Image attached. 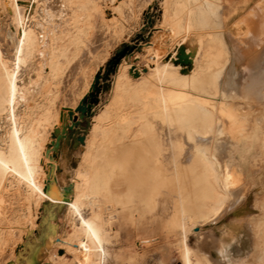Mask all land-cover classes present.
I'll use <instances>...</instances> for the list:
<instances>
[{
	"label": "bare ground",
	"instance_id": "obj_1",
	"mask_svg": "<svg viewBox=\"0 0 264 264\" xmlns=\"http://www.w3.org/2000/svg\"><path fill=\"white\" fill-rule=\"evenodd\" d=\"M222 1L165 0L153 49L159 53L165 44L174 49L168 52L169 56L150 65L147 72L133 66L130 71V61L121 63L115 77L114 113L107 116L106 112L104 116L111 117L112 126L123 125L133 142L146 139L149 143L145 167L148 178L139 185L141 194L147 193L146 199L139 211L130 213L129 223L147 227L156 220L177 234V252L182 264H248L230 251L224 240L213 237L211 231L207 238L200 232L243 196L235 151L242 139L257 128L264 129V120L253 119V109L249 106L234 109L225 102L230 94L237 95L238 85L234 80L237 64L252 44L242 54L227 45ZM0 6L14 14L11 32L17 50L15 53L14 48L10 62L0 50V118L4 115L7 123L0 137V221L3 223L0 246L7 243L12 229L22 224L32 227L34 216L29 210L49 201L65 205L71 216L70 231L59 239L61 248L71 259L60 256L49 264H106V244L117 236V231L107 229L101 210L95 207L90 216L84 217L82 208L85 202L96 206L101 194L106 192L112 169L105 168L107 163L96 164V159L105 155L104 141L109 131L102 128L101 140L95 137L88 140L83 163L72 175L73 194L69 199H60L58 189L47 187L45 176L49 168L45 159L56 161L43 155L42 135L46 134L54 113L50 105L33 103L31 94L43 87L42 69L46 67L49 73L59 70V58L81 42L80 34L87 27L84 20L97 11L96 2L45 0L43 11L51 28L41 34L40 40L36 31L26 26L30 2L0 0ZM181 46L188 65L185 72L174 62ZM34 51H39L42 62L31 92L29 86L17 84V69ZM125 105L131 109L127 111ZM67 125L65 122L64 126ZM57 139L56 136L55 142H51L53 147L57 146ZM161 196H169L173 201H161ZM15 201L18 202L15 207L26 212L12 219ZM242 212L243 209L239 210L232 220L240 222ZM194 228L198 230L192 231ZM191 232L195 233L194 246L189 244ZM19 257L10 260V264L17 263ZM250 263L264 264V254Z\"/></svg>",
	"mask_w": 264,
	"mask_h": 264
},
{
	"label": "rangeland",
	"instance_id": "obj_2",
	"mask_svg": "<svg viewBox=\"0 0 264 264\" xmlns=\"http://www.w3.org/2000/svg\"><path fill=\"white\" fill-rule=\"evenodd\" d=\"M94 1L98 9L91 14L92 18L84 20L87 31L84 30L80 34L81 42L66 56L59 58V70L49 73L46 67L42 69L45 75L42 90L33 92L31 89L41 67L42 57L39 51L29 55L17 69V84L29 86V90L33 92L31 94L34 95L32 102L50 105L54 113L49 119L46 134L42 135L45 145L43 155L56 161L53 163L45 159L49 165L45 173L47 187L51 185L58 189L60 199L70 198L73 194L72 175L74 169L83 163L82 155L87 149V142L92 137L101 140L100 131L105 128L109 131L108 138L104 141L105 155L97 158L96 164H111V167L107 164L105 166L107 170L112 169L108 176L109 182L106 192H101L103 195L97 200V205L92 206L85 202L82 214L88 217L96 207L98 211L101 210L107 229L117 231V236L106 244V264H182L177 252V234L170 232L156 220L147 227L137 222L134 225L129 223L130 213L139 211L146 199L147 193L141 194L139 185L141 181L145 184L148 178L145 169L148 141L142 139L133 142L128 131L125 132L122 128L123 125L112 126L114 124L110 122L111 117L104 118L106 112L107 116L114 113L112 106L115 77L121 63L130 61L129 70L133 66L147 72L150 65L169 56L168 52L174 49L171 46L166 47V44L159 48V53L153 49L154 39L160 30L165 0ZM19 2H30L32 7L28 12L26 26L36 31L40 40L43 33L51 28L43 11L45 0ZM222 3L223 34L227 45L232 49L237 44L242 47L246 44L250 47L252 44L253 49L256 45L255 38L249 40L245 37L250 31L252 19L261 17L264 27V0H223ZM13 22V12L0 6V50L8 62L17 53L15 38L11 32ZM126 46L133 47L132 51L126 52L120 58L115 71L101 81L98 101L92 104L90 114L79 118L72 129L63 127L65 122L69 124L66 111L74 109L88 91L98 69L102 68L104 74L108 61ZM243 49L236 51L241 53ZM235 82L238 85L237 95L230 94L225 102L234 109L242 105L249 106L253 109V119L264 120V36L256 49L238 63ZM159 87L156 86L158 90L161 88ZM215 97L214 99H217ZM19 108L22 109L23 104H20ZM125 108L127 111L131 109L128 105H125ZM6 127L3 115L0 118V137ZM56 136L58 143L53 147L51 142H55ZM235 157V166L241 175L239 187L244 188L243 196L233 206H227L218 219L203 226L200 232L207 238L211 231L213 237L224 240L236 256L243 257L244 261L251 264L258 255L264 254V129L257 128L248 138L242 139L238 150L235 151ZM60 185H63L64 190ZM167 197L169 196H161L160 200L173 201ZM14 204L15 207L18 202L15 201ZM15 209L12 219L22 217L26 212L18 210L17 207ZM241 209V220L236 223L232 218ZM30 211L35 217H32L35 224L32 227L22 224L11 230L7 243L0 246V264H10L9 261L19 255V261L15 264H49L52 259H58L60 256L61 259H71V255L59 244L60 237L66 236L70 231L71 216L66 206L44 201L39 206H33ZM2 225L0 221V226ZM197 230L198 228H194L192 231ZM194 232L188 235L191 246L195 245Z\"/></svg>",
	"mask_w": 264,
	"mask_h": 264
},
{
	"label": "water",
	"instance_id": "obj_3",
	"mask_svg": "<svg viewBox=\"0 0 264 264\" xmlns=\"http://www.w3.org/2000/svg\"><path fill=\"white\" fill-rule=\"evenodd\" d=\"M133 47H124L122 50L116 52V54L108 61L106 68L104 70V74H102V68H99L98 71L93 76L92 82L88 88V91L82 96L79 100L78 104L74 107V109H69L67 112V120L69 125L63 126L72 129L77 124V120L82 118L85 115H89L92 109V104H95L98 101V96L101 91V81L108 78L110 73L115 71V68L122 56L126 52H131ZM183 46H181L178 50V54L176 55L177 59L174 60L175 63H179L183 68L182 72H185L188 68L184 60V56L182 54ZM133 70L130 69V71Z\"/></svg>",
	"mask_w": 264,
	"mask_h": 264
},
{
	"label": "crops",
	"instance_id": "obj_4",
	"mask_svg": "<svg viewBox=\"0 0 264 264\" xmlns=\"http://www.w3.org/2000/svg\"><path fill=\"white\" fill-rule=\"evenodd\" d=\"M261 27H262V19H261V17L254 18V19L251 20L250 31L246 35L245 38H249V40L255 38L256 45L254 46V48L252 50L247 51L248 53L246 52L245 53L246 55L244 57H241L239 62H241L246 56H248L250 53H252L256 49V47L259 45V35H260ZM245 43H246V41H245ZM245 47H247V44L245 45ZM245 47H242L241 45L237 44L232 49L233 50H239V49L245 48ZM235 78H237V68H236V75L234 77V80H235ZM58 184H59V181H58ZM60 187L62 188V190H64L63 185H60Z\"/></svg>",
	"mask_w": 264,
	"mask_h": 264
},
{
	"label": "flooded vegetation",
	"instance_id": "obj_5",
	"mask_svg": "<svg viewBox=\"0 0 264 264\" xmlns=\"http://www.w3.org/2000/svg\"><path fill=\"white\" fill-rule=\"evenodd\" d=\"M262 28H264V27H261V29H260L259 43H260V41L262 39V36H264V30H262Z\"/></svg>",
	"mask_w": 264,
	"mask_h": 264
}]
</instances>
